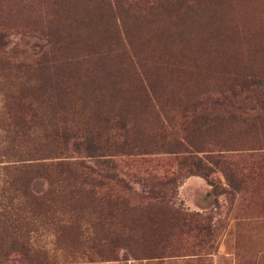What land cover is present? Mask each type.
<instances>
[{"label":"rangeland","instance_id":"374dc122","mask_svg":"<svg viewBox=\"0 0 264 264\" xmlns=\"http://www.w3.org/2000/svg\"><path fill=\"white\" fill-rule=\"evenodd\" d=\"M233 95L264 103V0H0V264H264V115H224ZM47 100L103 148L60 157L121 182L5 170Z\"/></svg>","mask_w":264,"mask_h":264},{"label":"trees","instance_id":"16d2710c","mask_svg":"<svg viewBox=\"0 0 264 264\" xmlns=\"http://www.w3.org/2000/svg\"><path fill=\"white\" fill-rule=\"evenodd\" d=\"M43 62H37L35 65L29 66V65H21L20 68L23 69H30L36 72H41L43 70ZM19 68V66H18ZM259 84V83H258ZM51 88V86H50ZM237 96L233 95L231 96V99L223 97L221 101H216L215 105L219 108L218 110H221L224 115H231L234 119L238 118H244L247 122H253L259 119L262 115H264V103L263 101L258 102V106L255 107H248L246 104L247 98L244 99H235ZM49 99V98H47ZM234 99L236 104H233L231 100ZM56 101V99H54ZM230 100V101H229ZM48 101L49 106L46 110V112L49 113V115L46 116V125L43 128V135L42 140L43 143H35V142H28L27 146H21L26 147V152L21 153L19 151L20 145H14L16 146L17 150L12 151L10 154L13 156H19V154H25L26 157L29 159L27 160H12L9 162H12L13 164L5 170L11 171L9 173L13 174H26L29 175L31 178L24 181L20 184V186L26 187L27 189L32 188V182L37 177H43L48 180L51 176L54 175V172L57 169H61L60 174L66 173V176L62 180H59L57 183H61L67 185V186H74V185H86L87 187L94 188H101L104 186H108V184L112 183L114 185L121 182V180L115 179V174L112 173V175H109V172H113L115 168V164L112 161H102L101 164L104 165V168L107 169V173L105 175H99L98 178L94 176L96 173L94 169H92L89 166H86L83 162H76L72 161L70 159H67V157H60L61 155H65L67 152H75L78 154L84 153V157L87 158H93L95 157V154L97 152H102L103 148L98 147L96 143H93L90 141V139L83 136L78 135V131L75 130L73 127H68L66 125H59L60 119L62 121L61 115L58 112V110L53 109L50 100ZM50 102V103H49ZM228 104V105H227ZM54 107H57V104H53ZM223 107V108H222ZM247 109V110H246ZM51 110V111H50ZM232 110V111H231ZM257 112L255 113V111ZM259 112H262L263 114H259ZM252 113V116L250 114ZM245 115L249 116L245 118ZM33 118V117H32ZM36 120V119H35ZM59 120V121H58ZM23 122V121H22ZM22 122L19 120V118L16 117L14 127L17 129L15 131V134L21 135V136H27V132L32 131L33 126H36V123H34L32 120L29 121L28 126L25 130L26 134L23 129ZM173 136V137H172ZM171 138L170 143H167V145H162L161 147L167 146L170 147L168 151L170 153H179L180 150H186L187 147L183 143L184 140L179 138L178 136H174V133H170ZM23 141V139H22ZM19 144V141L17 142ZM102 156V155H100ZM25 157V158H26ZM61 158H65L63 160H58ZM21 161V162H20ZM22 161H30L27 163V165L24 167H17V165L24 164L25 162ZM7 161V166H8ZM81 170V171H78ZM85 171V172H84ZM98 174V173H97ZM172 186V179L163 177L162 179H159L157 182V187L161 189L159 200L164 201V198L166 195L164 194V190H167V187ZM158 198V194H157ZM33 201H35V197L33 198ZM35 203V202H33ZM15 222V221H14ZM7 257L0 255V261L6 260Z\"/></svg>","mask_w":264,"mask_h":264}]
</instances>
